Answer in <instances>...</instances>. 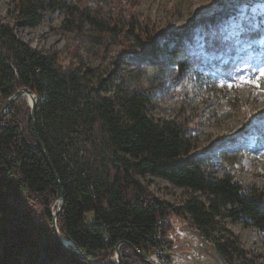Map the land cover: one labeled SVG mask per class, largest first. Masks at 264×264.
<instances>
[{"label": "trees", "instance_id": "1", "mask_svg": "<svg viewBox=\"0 0 264 264\" xmlns=\"http://www.w3.org/2000/svg\"><path fill=\"white\" fill-rule=\"evenodd\" d=\"M53 5L63 4L15 0L12 22L0 20V113L20 89L38 97L35 120L23 95L0 124V264H87L65 251L54 235L58 183L64 194L57 216L60 235L98 264H115L122 241L145 255L171 247V218L201 231L230 264H264L249 258L227 227L229 220L264 231V187L244 186L230 173L209 175L193 152L188 126L151 116L147 90L102 94L101 85H92L91 70H66L58 53L24 41L18 27L36 28ZM66 12L64 23L70 28L80 23L103 35L120 31L86 8L73 6ZM126 23L136 27L131 32L140 31L133 19ZM240 34H264V20L256 24L251 15L243 17ZM138 36L145 54L155 51L154 37ZM212 43L210 35L205 45ZM101 82L106 91L109 83ZM97 126L106 138L103 153L111 154L103 172L87 161L85 152L90 144L94 149L100 145ZM37 137L53 167L37 148ZM149 175L187 190L188 196L180 204L161 199L142 183ZM91 215L94 221L88 224ZM120 254V264H147L127 244L120 246Z\"/></svg>", "mask_w": 264, "mask_h": 264}, {"label": "rangeland", "instance_id": "2", "mask_svg": "<svg viewBox=\"0 0 264 264\" xmlns=\"http://www.w3.org/2000/svg\"><path fill=\"white\" fill-rule=\"evenodd\" d=\"M14 2L0 0L1 21L12 22ZM61 4L48 6L36 28L19 26V36L44 52L58 53L66 70H91L92 85H101L102 94L147 90L151 116L188 126L193 152L209 175L230 173L244 186L264 187V92L254 86H227L236 82L232 77L258 75L264 68V34H240L243 17L251 15L256 24L264 20V0H61ZM73 6L86 8L101 22L116 23L119 33L103 35L80 23L70 28L64 20ZM129 18L140 26L139 32L133 33L136 27L126 23ZM138 34L155 38L154 52L145 54ZM210 35L214 44L207 46ZM102 79L109 83L106 91ZM95 135L100 145L95 149L88 145L86 158L103 172L111 154L103 153L106 138L100 126ZM142 183L174 204L189 194L157 176L149 175ZM93 221L91 215L88 224ZM170 223L171 247L190 250L180 244L187 239V225L193 226L172 218ZM227 227L248 257L263 263L264 231L229 220ZM155 254L161 260L157 252L151 256ZM114 257L116 261V253Z\"/></svg>", "mask_w": 264, "mask_h": 264}, {"label": "water", "instance_id": "3", "mask_svg": "<svg viewBox=\"0 0 264 264\" xmlns=\"http://www.w3.org/2000/svg\"><path fill=\"white\" fill-rule=\"evenodd\" d=\"M26 95L28 97L29 105L31 107V114L32 119L35 120L36 117V109L38 106V98L35 93L30 91L27 88L20 89L17 91L12 97H10L6 103L4 104L2 111L0 113V124L1 120L3 118V115L5 112H7L10 107L13 105L15 100L20 97ZM37 148L42 152V154L45 156V158L48 160V163L51 167L52 163L48 158V155L45 150V146L43 145L42 141L37 137ZM57 178V175H55ZM59 203V207L56 211L53 212V230L54 235L61 245V247L74 255L78 260L84 261L87 264H98L94 262L93 260L89 259L88 256L81 252L79 249L76 248L75 244L71 240H66L64 237L60 235L58 225H57V216L61 212L64 206V194L61 189L60 183H58V195L56 200L52 204V208ZM186 231L184 233H187V239L181 243L180 245L187 244L190 248L188 251L179 252V247H168L164 246L162 248V251L164 253V256L167 258L168 262H162L158 256L155 254L153 256L151 255H145L136 248H134L131 244H129L126 241L120 242L116 246V262L115 264H120L121 262V254H120V246L122 244L129 245L133 253L142 261L146 262L147 264H230L227 259L219 252L216 245L211 243L203 234L201 231L187 225L185 228ZM183 235V234H182Z\"/></svg>", "mask_w": 264, "mask_h": 264}, {"label": "snow or ice", "instance_id": "4", "mask_svg": "<svg viewBox=\"0 0 264 264\" xmlns=\"http://www.w3.org/2000/svg\"><path fill=\"white\" fill-rule=\"evenodd\" d=\"M235 80V83H229L227 86L229 88H237L239 89L242 86H254L258 91L264 92V68L259 69V74H252L249 76H239L237 79L236 77H232ZM224 85L221 84V87Z\"/></svg>", "mask_w": 264, "mask_h": 264}, {"label": "built area", "instance_id": "5", "mask_svg": "<svg viewBox=\"0 0 264 264\" xmlns=\"http://www.w3.org/2000/svg\"><path fill=\"white\" fill-rule=\"evenodd\" d=\"M42 97H41V99H42ZM157 253H158V255H161V261L162 262H166L167 261V258L164 256V253H163L162 249L158 250ZM114 259H115V257H113V260Z\"/></svg>", "mask_w": 264, "mask_h": 264}, {"label": "bare ground", "instance_id": "6", "mask_svg": "<svg viewBox=\"0 0 264 264\" xmlns=\"http://www.w3.org/2000/svg\"><path fill=\"white\" fill-rule=\"evenodd\" d=\"M67 240V239H66Z\"/></svg>", "mask_w": 264, "mask_h": 264}]
</instances>
